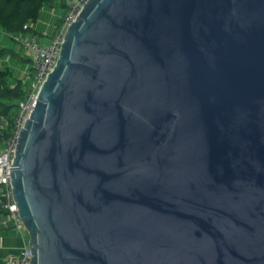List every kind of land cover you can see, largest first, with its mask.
<instances>
[{
    "label": "water",
    "instance_id": "obj_1",
    "mask_svg": "<svg viewBox=\"0 0 264 264\" xmlns=\"http://www.w3.org/2000/svg\"><path fill=\"white\" fill-rule=\"evenodd\" d=\"M37 98L30 264H264V0H86Z\"/></svg>",
    "mask_w": 264,
    "mask_h": 264
},
{
    "label": "trees",
    "instance_id": "obj_2",
    "mask_svg": "<svg viewBox=\"0 0 264 264\" xmlns=\"http://www.w3.org/2000/svg\"><path fill=\"white\" fill-rule=\"evenodd\" d=\"M45 9L65 11L64 16L57 21L58 32L70 9L69 3H62L60 0H0V29L8 33L14 41L23 34L35 35L37 31L31 24L39 20ZM17 63L28 69L27 79L19 76L15 67ZM35 74L32 58L26 57L13 46L0 44V147L12 133L19 102L26 97L30 81Z\"/></svg>",
    "mask_w": 264,
    "mask_h": 264
},
{
    "label": "built area",
    "instance_id": "obj_3",
    "mask_svg": "<svg viewBox=\"0 0 264 264\" xmlns=\"http://www.w3.org/2000/svg\"><path fill=\"white\" fill-rule=\"evenodd\" d=\"M86 0H74L70 3V9L65 17L62 28L48 43L42 44L35 37L21 35L18 41L22 49L31 54L33 65L36 70L35 76L29 84L26 97L19 102L18 113L14 119L12 133L4 140L0 150V212H5L10 217L13 225L17 229H25L20 218L11 192L10 166L14 159V150L21 129L26 119H29L37 103L39 90L60 56L62 40L66 29L70 26L73 19L78 14ZM28 26L26 25L25 28ZM31 251L29 246L25 247L17 254L7 256V264H30Z\"/></svg>",
    "mask_w": 264,
    "mask_h": 264
},
{
    "label": "crops",
    "instance_id": "obj_4",
    "mask_svg": "<svg viewBox=\"0 0 264 264\" xmlns=\"http://www.w3.org/2000/svg\"><path fill=\"white\" fill-rule=\"evenodd\" d=\"M61 1V0H60ZM74 0H65L64 3H71ZM65 14V11L54 10V9H45L41 17L36 23L31 24L34 30L37 31L35 35L32 34H23L31 37H35L42 44L48 41L50 42L53 38V35L57 33V21L62 18ZM6 37H9L8 33L4 32ZM11 40V39H10ZM11 43L13 47L24 53V50L20 46L18 40H12ZM47 43V42H46ZM12 46V45H7ZM25 55V53H24ZM31 58V57H30ZM16 69L19 71V76L21 78L27 79L28 74L25 75L24 68L17 63L15 64ZM26 69V68H25ZM1 150V147H0ZM29 234L26 229H17L13 225L10 217L5 212H0V264H7L6 259L9 254H17L22 251L25 247L28 246Z\"/></svg>",
    "mask_w": 264,
    "mask_h": 264
},
{
    "label": "rangeland",
    "instance_id": "obj_5",
    "mask_svg": "<svg viewBox=\"0 0 264 264\" xmlns=\"http://www.w3.org/2000/svg\"><path fill=\"white\" fill-rule=\"evenodd\" d=\"M64 1L65 0H61V2L62 3H64ZM4 30H1L0 29V44L1 45H12L13 46V44L11 43V41L12 40H10L8 37H6V35L4 34ZM49 41V40H48ZM48 41H46L47 43H48ZM46 42H44V43H46ZM24 53H25V55H26V57H31V54L30 53H28V52H26V51H24ZM32 58V57H31ZM29 71H28V69L26 68V69H24V73H25V75L26 74H29L28 73ZM19 73H20V70H19ZM21 74V73H20ZM2 147H3V145H2ZM1 147V148H2ZM27 231V230H26Z\"/></svg>",
    "mask_w": 264,
    "mask_h": 264
}]
</instances>
